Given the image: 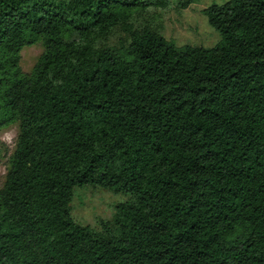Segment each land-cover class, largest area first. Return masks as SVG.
<instances>
[{"label":"trees","instance_id":"trees-1","mask_svg":"<svg viewBox=\"0 0 264 264\" xmlns=\"http://www.w3.org/2000/svg\"><path fill=\"white\" fill-rule=\"evenodd\" d=\"M163 3L0 0V126L19 122L0 264H264V0L205 8L208 48L135 28ZM40 40L26 76L20 52ZM84 186L129 199L81 225Z\"/></svg>","mask_w":264,"mask_h":264},{"label":"rangeland","instance_id":"rangeland-1","mask_svg":"<svg viewBox=\"0 0 264 264\" xmlns=\"http://www.w3.org/2000/svg\"><path fill=\"white\" fill-rule=\"evenodd\" d=\"M227 1L194 0L188 7L180 8L177 0H164L162 5L152 4L135 11L131 22L135 28H149L159 32L178 46L188 44L213 47L221 40V35L209 23L203 10L214 3L223 4ZM123 39H126V33L122 27H118L103 42L109 46H120ZM44 49L45 44L41 40L22 48L20 66L24 75L31 74ZM18 131L17 119L0 126V187L5 182L12 162ZM128 199V195L116 194L100 187H77L73 192L71 213L77 223L100 229V221L112 220L116 206Z\"/></svg>","mask_w":264,"mask_h":264}]
</instances>
